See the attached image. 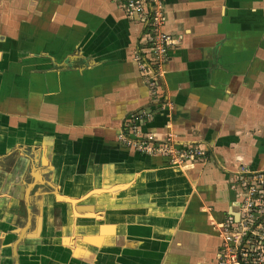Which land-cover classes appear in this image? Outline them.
I'll use <instances>...</instances> for the list:
<instances>
[{"label":"crops","instance_id":"crops-1","mask_svg":"<svg viewBox=\"0 0 264 264\" xmlns=\"http://www.w3.org/2000/svg\"><path fill=\"white\" fill-rule=\"evenodd\" d=\"M165 2L157 112L147 29L116 0H0V264H217L231 172L264 171V0ZM142 111L209 157L124 146Z\"/></svg>","mask_w":264,"mask_h":264},{"label":"built area","instance_id":"built-area-1","mask_svg":"<svg viewBox=\"0 0 264 264\" xmlns=\"http://www.w3.org/2000/svg\"><path fill=\"white\" fill-rule=\"evenodd\" d=\"M126 17L139 21L147 29L145 54L136 57L138 68L150 94L162 101L158 111L173 107L168 96L159 93L164 79V65L170 49L176 45L171 33L166 31L168 21L165 0H116ZM156 111H142L131 118L130 128L120 135L121 143L146 155H160L171 164L195 167L205 161L209 152L196 145L179 144L176 136L168 131L160 141L146 135L141 126L152 120ZM230 187L236 199L239 220L228 216L216 226L221 241L217 264H264V171H253L240 163L230 174Z\"/></svg>","mask_w":264,"mask_h":264},{"label":"water","instance_id":"water-1","mask_svg":"<svg viewBox=\"0 0 264 264\" xmlns=\"http://www.w3.org/2000/svg\"><path fill=\"white\" fill-rule=\"evenodd\" d=\"M229 215L233 216L236 221L239 220V213H236V212L232 211V209L230 210Z\"/></svg>","mask_w":264,"mask_h":264}]
</instances>
